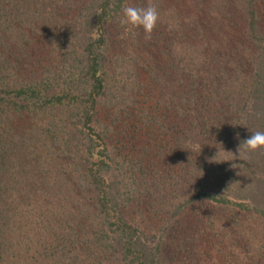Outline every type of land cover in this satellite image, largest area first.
I'll return each mask as SVG.
<instances>
[{"label":"trees","instance_id":"trees-1","mask_svg":"<svg viewBox=\"0 0 264 264\" xmlns=\"http://www.w3.org/2000/svg\"><path fill=\"white\" fill-rule=\"evenodd\" d=\"M255 131L264 0H0V264H264Z\"/></svg>","mask_w":264,"mask_h":264},{"label":"clouds","instance_id":"clouds-1","mask_svg":"<svg viewBox=\"0 0 264 264\" xmlns=\"http://www.w3.org/2000/svg\"><path fill=\"white\" fill-rule=\"evenodd\" d=\"M158 20L159 13L156 7L152 5L148 7L125 6L122 8L120 24L122 26L130 25L133 28H142L146 38H150ZM125 35H127V32ZM251 133L248 138L240 143L239 150L243 149L246 152H255L264 149V131Z\"/></svg>","mask_w":264,"mask_h":264},{"label":"rangeland","instance_id":"rangeland-1","mask_svg":"<svg viewBox=\"0 0 264 264\" xmlns=\"http://www.w3.org/2000/svg\"><path fill=\"white\" fill-rule=\"evenodd\" d=\"M115 26L118 27V25H117L116 23H113V24L111 25L110 29L114 30ZM221 195H222V194H220V196H221Z\"/></svg>","mask_w":264,"mask_h":264}]
</instances>
